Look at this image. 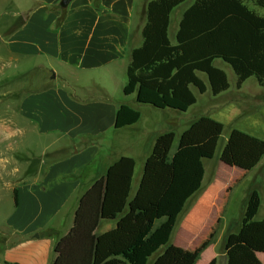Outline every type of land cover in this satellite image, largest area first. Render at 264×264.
<instances>
[{"label":"crops","instance_id":"obj_1","mask_svg":"<svg viewBox=\"0 0 264 264\" xmlns=\"http://www.w3.org/2000/svg\"><path fill=\"white\" fill-rule=\"evenodd\" d=\"M31 1L14 28H3L11 23L5 11L0 17L3 69L27 64L18 73L43 74L40 88L21 96L15 112L7 113L0 124V161H5L0 163V264H54L53 249L72 228L79 202L93 183L119 158H132L130 202L150 155L136 156L143 149L136 139L137 126L147 109L135 103L134 95L124 96L122 89L130 54L142 43L144 9L151 0H71L65 8L60 0ZM182 13L175 21L174 37ZM171 22L170 15L169 27ZM87 88L99 96L86 97ZM121 104L138 110L140 117L136 124L117 130L114 121ZM164 122L177 124L171 117ZM251 128L229 132L236 129L264 140V131L256 134ZM16 129L22 130L15 135L21 141L5 143L14 137L5 139V134ZM184 131L176 134L178 139ZM220 152L214 162L230 174L216 172L212 160L203 161L201 186L186 201L169 238L170 245L196 253L195 264L206 255L205 264H216L219 245V257L226 264V238L239 230L249 193H258L259 184L264 188V157L245 172L221 163ZM258 195L254 219L260 221L264 197ZM123 215L100 221L94 233L111 231ZM256 255L264 264V253Z\"/></svg>","mask_w":264,"mask_h":264},{"label":"trees","instance_id":"obj_2","mask_svg":"<svg viewBox=\"0 0 264 264\" xmlns=\"http://www.w3.org/2000/svg\"><path fill=\"white\" fill-rule=\"evenodd\" d=\"M185 1L147 3L142 43L130 54L123 95H134L137 105L186 112L196 103L192 89L202 95L209 88L213 97L228 90L216 60L230 67L236 89L250 78L264 89V0H194L182 13L172 44L170 15ZM139 117L138 110L121 104L114 129L132 126ZM222 131L220 122L196 119L171 157L174 134L157 136L130 202L134 160L121 157L111 164L81 198L72 228L53 249L54 264H147L149 259L151 264H195L198 255L170 245L169 238L186 201L201 186L203 161L213 159ZM262 157L264 140L232 129L219 161L246 172ZM259 205L253 190L239 230L226 238V264H261L256 254L264 253V220L254 219ZM123 213L114 229L94 233L100 221Z\"/></svg>","mask_w":264,"mask_h":264},{"label":"rangeland","instance_id":"obj_3","mask_svg":"<svg viewBox=\"0 0 264 264\" xmlns=\"http://www.w3.org/2000/svg\"><path fill=\"white\" fill-rule=\"evenodd\" d=\"M193 2L194 0H186L172 12V22L168 30V37L172 44L175 42V21L183 10L190 6ZM32 4L31 0H3V4L0 5V17H3V12L5 11L4 13L6 18L11 21V23L3 25V28H14L22 19V10L32 6ZM2 50L3 49L0 47V52H2ZM22 65L24 68L27 66V64H20L19 68H16L17 65H8L3 69V61H0V124L7 113L9 114V112H15L17 108L16 102L19 98H21V96L34 92L40 88L41 82L39 77H42L43 74L36 73L32 75L31 73L22 75L21 73H18L19 70L22 69ZM214 66L223 70L227 76L229 89L226 92L213 97L208 89L203 95L198 94L195 89H192L197 102L186 112H178L168 109L158 110L150 106H145L147 112L143 115L136 131L138 144H143V149H141L142 151H139L136 155L138 159L140 157L143 158L144 156H148L151 153V147L155 138L161 134L167 133L168 130H172L174 132L173 134H175L174 142L170 150L171 155L175 151L178 141L176 134H178L181 130H186L196 119L206 116L205 114L207 112L209 115L212 114L215 120L223 125V131L216 148L215 156L211 159L212 162H210L214 164L216 172L223 171L218 168V165L214 161H218V153L220 152L225 136L229 133L231 128H240L241 126L249 128L252 127L251 130L256 134H259V131H264V89L257 84L254 78H250L245 81L239 90H237L235 87L236 77L230 67L225 65L220 60L214 61ZM200 76L205 79L203 75ZM123 78L125 79V76ZM86 91V97L99 96L96 91L90 88H87ZM213 108L216 110H213ZM212 111H214V113H211ZM237 111H239L238 115H236ZM241 111L243 116L238 117L241 114ZM166 116L176 120L177 124L175 126L166 124L164 122L167 118ZM106 133H111V131L109 130ZM17 141L19 143L21 138H17L16 140V137L14 136L10 139V141H6L5 143L14 144L17 143ZM43 144L46 143H40V147H42ZM223 172L224 174H230L228 170ZM257 191L261 197H264V188H261L260 184L257 186ZM262 202H264V199H262ZM258 215L259 217H264V206H262ZM170 243L171 242L169 241V244ZM221 248L222 247L219 245L215 249V253L217 254L216 256H218L216 264H225L224 259L219 257L221 254ZM207 259L208 256L206 255L198 264H205ZM151 263L152 259H149L147 264Z\"/></svg>","mask_w":264,"mask_h":264},{"label":"clouds","instance_id":"obj_4","mask_svg":"<svg viewBox=\"0 0 264 264\" xmlns=\"http://www.w3.org/2000/svg\"><path fill=\"white\" fill-rule=\"evenodd\" d=\"M17 133H22V130L20 129H16L14 131L9 130L6 134H5V139H10L12 136H15ZM5 161H0V163H4Z\"/></svg>","mask_w":264,"mask_h":264},{"label":"water","instance_id":"obj_5","mask_svg":"<svg viewBox=\"0 0 264 264\" xmlns=\"http://www.w3.org/2000/svg\"><path fill=\"white\" fill-rule=\"evenodd\" d=\"M70 1L71 0H61L60 3H59V6L61 8H65V7H67V5L69 4Z\"/></svg>","mask_w":264,"mask_h":264}]
</instances>
